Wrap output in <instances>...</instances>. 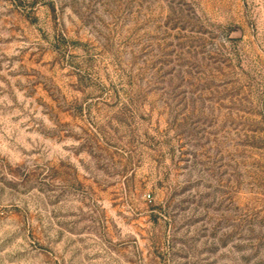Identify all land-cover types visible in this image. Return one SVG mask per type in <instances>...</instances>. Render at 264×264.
Masks as SVG:
<instances>
[{
	"label": "rangeland",
	"instance_id": "1",
	"mask_svg": "<svg viewBox=\"0 0 264 264\" xmlns=\"http://www.w3.org/2000/svg\"><path fill=\"white\" fill-rule=\"evenodd\" d=\"M0 264H264V0H0Z\"/></svg>",
	"mask_w": 264,
	"mask_h": 264
}]
</instances>
